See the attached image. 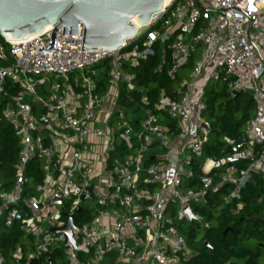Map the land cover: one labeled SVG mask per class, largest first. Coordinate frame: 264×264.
Segmentation results:
<instances>
[{
    "label": "built area",
    "instance_id": "1",
    "mask_svg": "<svg viewBox=\"0 0 264 264\" xmlns=\"http://www.w3.org/2000/svg\"><path fill=\"white\" fill-rule=\"evenodd\" d=\"M147 25L156 29L139 34L143 26L136 27L125 46L114 50H84L82 29L63 35L60 28L49 54L37 47L50 45L53 27L25 40L0 37V117L21 144L10 189H2L0 170V217L32 239L23 264L33 259L42 264L56 249L69 264H184L197 251L176 217L192 221L184 212L187 205L194 214L192 202H207L212 191L236 184L250 170L264 174V0H169ZM159 39L169 40L171 78L198 43L201 51L180 98L161 92L154 107L144 98L143 118L134 126L119 103L121 87L134 88L135 75L124 64L151 54ZM104 62L110 82L101 94L95 77ZM78 71L82 75H75ZM208 80L226 82L231 94L248 92L255 114L245 129L247 141L218 159H205L194 188L188 186L195 177L193 161L211 132L203 115ZM113 117L119 131L112 129ZM173 136L180 139L176 148ZM118 139L125 143L124 155L115 146ZM156 146L163 153L156 154ZM33 159L41 161L43 173L35 185L27 175ZM242 162L248 166L239 169ZM88 200L91 218L73 220L74 245L52 228L64 226L67 214L79 213ZM14 259L22 263L21 246Z\"/></svg>",
    "mask_w": 264,
    "mask_h": 264
},
{
    "label": "trees",
    "instance_id": "2",
    "mask_svg": "<svg viewBox=\"0 0 264 264\" xmlns=\"http://www.w3.org/2000/svg\"><path fill=\"white\" fill-rule=\"evenodd\" d=\"M1 37V36H0ZM169 40L159 39L153 44V52L139 57L137 63L125 62L126 70L135 75V87H121L119 103L126 110V117L134 126H138L144 115V98L149 106L154 107L161 92L171 100L180 98V90L191 79L195 61L199 57L201 44L190 55L176 76L168 75L171 50ZM166 56V61L164 57ZM95 77L97 91L103 94L110 82V65L104 62L97 66ZM11 80H8V85ZM14 92V89H12ZM232 94L227 83L222 80H208L204 87L203 100L206 103L204 117L210 122L211 132L203 144L202 152L195 157L193 169L195 177L188 186L198 188L199 177L202 174V163L207 158L218 159L224 155L229 141L237 140L245 130L248 121L254 116L255 104L248 92H240L236 99L231 100ZM163 117L167 112L159 111ZM117 117H113L114 119ZM170 125L171 122L169 123ZM118 150L126 154L125 143L120 141ZM20 137L13 126L0 117V170L2 172V189H10L14 183V169L20 150ZM150 157L148 162H152ZM248 162L238 165L239 169L246 168ZM30 184L41 182L43 173L41 161L33 159L27 168ZM240 174L238 173V176ZM194 211L206 216L207 223L201 228L202 239L195 241V228L185 233L190 248L197 251L184 264H260L259 257L264 248V174L258 175L254 181L247 183L240 191L233 182L226 183L219 190L212 191L207 196L203 206H197ZM91 210L83 208L74 215L75 223L89 220ZM66 220L65 217H63ZM199 231V230H198ZM28 242L26 244L25 242ZM21 246V264L33 250L32 239L19 230L14 224L6 227L0 217V249L4 264H20L14 259L17 247ZM63 256L60 249L52 250L43 257L42 264H56L58 257ZM69 264L67 260L64 262Z\"/></svg>",
    "mask_w": 264,
    "mask_h": 264
},
{
    "label": "water",
    "instance_id": "3",
    "mask_svg": "<svg viewBox=\"0 0 264 264\" xmlns=\"http://www.w3.org/2000/svg\"><path fill=\"white\" fill-rule=\"evenodd\" d=\"M165 0H0V36L8 41L27 39L38 36L53 27L49 46H39L38 51L49 54L56 48V34L62 28L63 35H78L82 29V47L87 51L118 49L125 46V40L132 37L139 23L145 26L152 15L160 11ZM166 61V56L164 57ZM186 85L181 89L185 91ZM239 91L232 92L231 100L236 99ZM252 100V96H250ZM170 108V106H168ZM245 131L233 144L228 145L224 154L233 152L235 145L246 142ZM59 161L56 162V167ZM58 173V171L56 172ZM258 177L254 170L243 174L237 181L240 191L247 183ZM81 207L76 210L79 212ZM190 220L197 217L190 206L184 208ZM68 221L62 227L52 228L56 232H64L67 241L72 238L71 228L74 216L67 214ZM264 221V217H262ZM37 259L32 260L36 264Z\"/></svg>",
    "mask_w": 264,
    "mask_h": 264
},
{
    "label": "rangeland",
    "instance_id": "4",
    "mask_svg": "<svg viewBox=\"0 0 264 264\" xmlns=\"http://www.w3.org/2000/svg\"><path fill=\"white\" fill-rule=\"evenodd\" d=\"M161 27V26H160ZM159 27V28H160ZM156 28H151L149 25H146V26H143L140 30H139V34H141V33H143L144 31L145 32H152L153 30H155ZM146 39V37H144L143 39H141V40H145ZM97 69H99V68H97ZM77 74H75V75H78V76H80V75H82V71H78V72H76ZM42 77L44 78V79H48L49 77H50V75H46V74H44V75H42ZM134 87H135V85H134ZM255 114V113H254ZM118 119H114V121L112 122V129L113 130H115V131H119V126H118ZM120 140L118 139L116 142H115V146L117 147V148H119L120 147ZM263 175V174H262ZM182 191L183 192H185V188H182ZM206 204V202L204 201V200H201V201H198V202H192V206H193V208H195V207H197V206H203V205H205ZM92 205V201H85V203H84V206H85V208H89V206H91ZM177 208L179 209V206L177 205ZM176 211H177V209H176ZM175 211V212H176ZM196 216H198V219H193L192 221H189L187 218H182V219H179V217H176V222H177V224L179 225V227L181 228V230H182V232L185 234L186 232H188L189 230H191V229H193V228H195L194 230H195V233H196V237H195V241L196 242H199V241H201V239H202V233H201V228H203L205 225H206V223H207V220H206V216H203V215H200L199 213H197V212H195L194 213ZM62 219V218H61ZM199 230V231H198ZM26 244H28L29 243V241L27 242H25ZM262 249V253H261V255H260V257H259V263L260 264H264V248H261ZM65 260H67L66 259V255L63 253V256H61V257H58L57 258V260H56V264H65L64 262H65Z\"/></svg>",
    "mask_w": 264,
    "mask_h": 264
},
{
    "label": "crops",
    "instance_id": "5",
    "mask_svg": "<svg viewBox=\"0 0 264 264\" xmlns=\"http://www.w3.org/2000/svg\"><path fill=\"white\" fill-rule=\"evenodd\" d=\"M246 129V128H245ZM245 131V130H244ZM172 134L175 136L177 134V131H172ZM173 136V147H177L179 145L180 139L178 137ZM164 149L156 146L155 153L160 154L163 153Z\"/></svg>",
    "mask_w": 264,
    "mask_h": 264
},
{
    "label": "bare ground",
    "instance_id": "6",
    "mask_svg": "<svg viewBox=\"0 0 264 264\" xmlns=\"http://www.w3.org/2000/svg\"><path fill=\"white\" fill-rule=\"evenodd\" d=\"M165 1H166V3L164 4V6L167 5V4L169 3V0H165ZM136 27H141V25L138 23V24L136 25Z\"/></svg>",
    "mask_w": 264,
    "mask_h": 264
}]
</instances>
